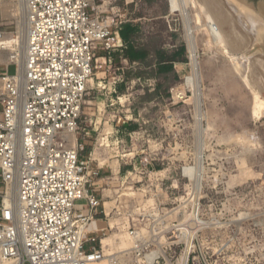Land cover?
Here are the masks:
<instances>
[{
  "label": "rangeland",
  "instance_id": "obj_1",
  "mask_svg": "<svg viewBox=\"0 0 264 264\" xmlns=\"http://www.w3.org/2000/svg\"><path fill=\"white\" fill-rule=\"evenodd\" d=\"M246 1L256 11L264 6ZM170 2L92 0L102 21L137 25L135 40L148 45L153 64L132 66L123 51L96 50L81 152L100 171L95 192L104 188L111 201L97 241L106 256L123 257L134 229L162 247L164 264L186 256V264H264V92L257 100L222 42L206 43L195 23L196 73L184 15ZM3 18L16 35L15 20ZM182 47L174 70L157 75L156 50ZM124 257L122 264H136Z\"/></svg>",
  "mask_w": 264,
  "mask_h": 264
},
{
  "label": "built area",
  "instance_id": "obj_2",
  "mask_svg": "<svg viewBox=\"0 0 264 264\" xmlns=\"http://www.w3.org/2000/svg\"><path fill=\"white\" fill-rule=\"evenodd\" d=\"M25 1L23 65L0 71V264H122L126 254L164 264L167 256L148 260L158 246L141 231L129 229L134 247L121 257L97 241L107 227L93 229L109 196L95 192L100 171L81 152L82 114L96 50L122 52V26L102 21L92 0Z\"/></svg>",
  "mask_w": 264,
  "mask_h": 264
},
{
  "label": "bare ground",
  "instance_id": "obj_3",
  "mask_svg": "<svg viewBox=\"0 0 264 264\" xmlns=\"http://www.w3.org/2000/svg\"><path fill=\"white\" fill-rule=\"evenodd\" d=\"M2 12L5 17L15 20L17 34H8L0 37V63H12L16 61L22 67L27 45V31L29 27L27 19V3L25 0H0ZM171 7L180 10L186 21L187 34L193 49L194 70L197 73V41L195 28L202 31V37L206 43L212 44L218 39L222 42L226 52L234 60L236 69L243 80L251 87L255 97L263 101L264 92V6L256 11L254 5L246 0H171ZM199 8L205 16L193 15V9ZM197 10V9H196ZM196 23V24H195ZM258 51V52H257ZM196 60V61H195ZM258 104V103H257ZM17 186L8 191V197H15ZM173 237H166L167 241ZM125 247L120 252L130 251L134 247ZM191 243V242H190ZM119 252V253H120ZM108 252L107 255H114ZM160 255L166 257L161 246L158 250L148 254L151 262ZM187 256L184 259L186 264ZM101 263V261L93 264Z\"/></svg>",
  "mask_w": 264,
  "mask_h": 264
},
{
  "label": "trees",
  "instance_id": "obj_4",
  "mask_svg": "<svg viewBox=\"0 0 264 264\" xmlns=\"http://www.w3.org/2000/svg\"><path fill=\"white\" fill-rule=\"evenodd\" d=\"M136 32L137 25L132 23H128L120 30L121 37L126 45L121 56H123L124 59H127L132 66L133 63H137L139 66L147 67L149 65L153 67V64H151L152 62L150 61L152 56L150 48L147 44L137 43L135 40ZM184 50V47H182L180 50L168 55L165 49H157V75H162L167 71L174 70L175 63L178 59H180L179 56L183 54ZM115 56H119V53H115Z\"/></svg>",
  "mask_w": 264,
  "mask_h": 264
},
{
  "label": "crops",
  "instance_id": "obj_5",
  "mask_svg": "<svg viewBox=\"0 0 264 264\" xmlns=\"http://www.w3.org/2000/svg\"><path fill=\"white\" fill-rule=\"evenodd\" d=\"M1 15H2V17H1ZM1 15H0V34H6V35H8V33H10V32H8V30H7V26H9V24H7V23H5L4 21L6 20L5 18H3V13H1ZM122 38V37H121ZM122 41H123V39H122ZM124 42V41H123ZM125 43V42H124ZM127 62H129L128 60H127ZM130 63V62H129ZM10 66L11 65H8L7 63H0V70H3V71H6V70H8L9 71V69H10ZM97 193V195H99L98 194V192H96ZM80 203V202H79ZM110 204H111V201H109V200H107L106 201V211H107V214L108 215H111V213H112V209H111V206H110ZM103 221V219H99V220H97L94 224H93V229L94 228H101L102 227V222ZM99 264V263H98Z\"/></svg>",
  "mask_w": 264,
  "mask_h": 264
}]
</instances>
